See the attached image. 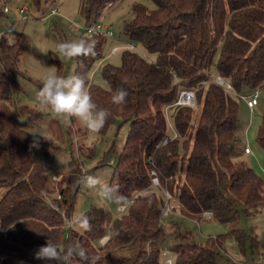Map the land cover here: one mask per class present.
I'll return each mask as SVG.
<instances>
[{
    "label": "trees",
    "instance_id": "1",
    "mask_svg": "<svg viewBox=\"0 0 264 264\" xmlns=\"http://www.w3.org/2000/svg\"><path fill=\"white\" fill-rule=\"evenodd\" d=\"M122 1L83 0L81 11L90 23ZM151 1L155 8L133 5L123 34L156 58L120 48L115 54L124 51L122 64L102 67L108 88L91 82L107 36L83 37L95 40V55L83 56L74 75L85 78L98 108L110 112L100 132L117 117L130 119L131 125L109 180L116 196L123 197L117 203L130 205L110 225L107 209L92 205L79 217L90 225L81 232L66 222L74 221L82 166L71 163L72 171L60 173L57 181L34 159L33 134L18 122V114H43L20 100L26 90L20 62L27 38L0 35V264H45L35 254L47 242L61 254L69 245L82 247L95 264H164V242L176 231H167L162 213L166 188L182 215L199 224L205 218L229 226L204 242L186 232L184 241L171 246L175 264H222L219 259L225 253L230 257L226 264H238L228 251L231 239L245 255L248 247L254 254L261 246L255 227L247 230L241 221L264 209V175L238 153L240 99L212 81V69L216 66L238 90L262 87L264 92V0ZM35 3L39 6L41 0ZM6 15L0 4V19ZM182 87L195 89L197 106L171 107L178 132L173 137L165 107ZM119 89L128 95L124 104L116 105L112 96ZM257 141L264 152V110ZM53 147L60 145L53 142ZM152 169L158 173V185ZM207 210L213 218L203 215ZM126 247L134 251L119 253Z\"/></svg>",
    "mask_w": 264,
    "mask_h": 264
},
{
    "label": "rangeland",
    "instance_id": "2",
    "mask_svg": "<svg viewBox=\"0 0 264 264\" xmlns=\"http://www.w3.org/2000/svg\"><path fill=\"white\" fill-rule=\"evenodd\" d=\"M82 1L41 0L40 5L37 6L35 0H0V4L8 7L7 15L0 19V33H6L7 29H11L10 40H16L22 36L27 38V45L20 62V68L23 71L20 81L26 90L21 95L22 99L20 100L24 104L43 110V114L38 117L18 114V122L21 126L31 130L33 140L34 138L39 140L38 148L31 147L34 159L43 165L46 174L52 178L61 176L60 173L62 172L72 171L73 165L71 166V163H77L83 169L81 179L85 174L91 175L99 177L109 185L117 159L124 147L131 120L117 117L106 131L91 133L79 121L75 119L65 121L57 116L50 108L41 105L37 97L42 86L41 78L45 73L54 71L61 76H72L83 58V56L67 58L59 48V45L64 42L79 41L84 36L90 37L83 29L88 25V22L81 11ZM136 2L155 8V4L151 0H123L119 4L107 8L97 20L103 27L108 26L110 30H113L116 38L119 36L122 38L119 40L107 36L104 57L99 59L91 70L92 83L108 88L109 84L102 73L103 65L109 63L122 64L124 51L113 55L111 53L114 47L125 45L123 42H131L123 34L124 20L131 15L132 7ZM22 8H25V12L21 11ZM55 8L59 10V13L51 14ZM135 44L137 47L133 51L150 60L156 58L140 43ZM216 73L218 72L216 66H214L212 75ZM263 110L264 92L261 94L260 104L255 107L254 115L247 103L244 100L240 101V120L238 123L240 141L237 144L238 150L243 148L246 136L245 126L241 122L249 123L250 117L253 115L251 124L255 121V125L249 130L248 139L255 151L258 147L263 151L257 141V131ZM44 139H48L49 145L44 143ZM53 142H57L60 147L54 148ZM244 159L249 163L253 162L252 157L249 155H244ZM72 160H75V162H72ZM260 165L264 166V152L263 157L260 158ZM54 180L57 179L54 178ZM92 205L103 206L107 209L110 213L108 225L112 223L114 216L120 213L119 203L116 199L105 198L99 195L96 189H89L81 184L76 198L74 220L84 214ZM178 215H182V212L164 218L167 231L176 230L168 235L164 247L171 249L172 245L184 241L186 232H191L194 240L204 242L210 234L217 235L229 230L228 225L221 224L214 219L200 218L201 224H199L194 218ZM241 223L247 230L251 229V226L255 227L261 246L254 252L255 254L248 247V253L245 255L241 254L239 245L234 239H231L228 251L239 260L264 264V209H259L250 217H244ZM66 225L68 228L71 227L69 222H66ZM74 229L77 230L75 226ZM82 229L77 230V232H81ZM133 251L134 249L126 247L119 253L129 254ZM228 258L230 259L225 253L224 256L220 257L219 262L226 264Z\"/></svg>",
    "mask_w": 264,
    "mask_h": 264
},
{
    "label": "clouds",
    "instance_id": "3",
    "mask_svg": "<svg viewBox=\"0 0 264 264\" xmlns=\"http://www.w3.org/2000/svg\"><path fill=\"white\" fill-rule=\"evenodd\" d=\"M95 40L81 39L64 42L59 45L61 53L67 58L95 55ZM41 89L37 94L41 105L50 108L53 113L65 121L75 119L91 133H99L105 126L110 112L98 108L92 99L91 91L85 78L77 75L61 76L54 71H48L41 78ZM128 93L124 89L117 90L112 96V102L121 105L126 102ZM30 147L38 148L39 140H33ZM89 189H96L98 194L108 199L123 200L116 196V190L104 183L99 177L84 175L80 181ZM77 230L90 227L86 218H75L70 222ZM35 258L45 264H95L82 247L69 245L61 254L58 249L47 242L35 254Z\"/></svg>",
    "mask_w": 264,
    "mask_h": 264
},
{
    "label": "built area",
    "instance_id": "4",
    "mask_svg": "<svg viewBox=\"0 0 264 264\" xmlns=\"http://www.w3.org/2000/svg\"><path fill=\"white\" fill-rule=\"evenodd\" d=\"M6 11H8V7L5 8ZM22 12H25V8L21 9ZM59 10L58 9H53L51 14H58ZM83 29L88 33V34H104L108 37H115V32L113 30H110L108 26L103 27L101 24L98 23V21H91L90 23H88V25L86 27H83ZM125 45L123 46H116L114 47V49L112 50V54H115L120 48H130V49H136V44L133 42L130 43H125L123 42ZM176 76V81L180 82V78L177 76V74L175 73ZM212 81L221 85L222 87H224V89L226 91H228L229 93L237 96L240 101L244 100L247 105L250 107L251 111L253 113H255V107L256 105H258V103L260 102V97L261 94L263 92V88L262 87H255V88H251V92H243L242 90H238L235 85L232 83V81L227 78L226 76L216 73L215 75L212 76ZM178 104H188L191 106L196 107L197 106V100H196V92L195 89L193 88H189V87H182L180 89V92L178 94V97L176 98V100L173 103L167 104L165 107V114L167 116L168 119V124L173 132V137L178 135V132L172 122L171 119V107L174 105H178ZM171 137H168L164 140V143L168 141V139H170ZM244 152L246 154L249 153H253V149L252 146L250 144H247L244 148ZM152 175H153V183L154 184H160V179L158 176V173L155 169H152ZM55 179L59 180L60 176H54ZM164 193L166 195L165 198V204L163 206V217H168L171 216L177 212H181V208L179 204H176L173 202V198L174 195L173 193L168 189H164ZM130 202H123L119 204V211L120 212H125L127 210V208L129 207ZM64 214V212H63ZM203 215L206 218H213V212L210 210L204 211ZM67 221L73 222L72 219H67ZM68 232V231H67ZM109 235L105 236V239H108ZM163 255L165 257V261L164 264H175L174 263V256L172 254V251L170 248L164 247L163 248ZM238 264H255L253 262H248V261H240L238 260Z\"/></svg>",
    "mask_w": 264,
    "mask_h": 264
},
{
    "label": "crops",
    "instance_id": "5",
    "mask_svg": "<svg viewBox=\"0 0 264 264\" xmlns=\"http://www.w3.org/2000/svg\"><path fill=\"white\" fill-rule=\"evenodd\" d=\"M5 8H7V7H5ZM2 34H6V35H10L12 32H11V29H7L6 30V33L5 32H1ZM0 33V34H1ZM244 91H246V92H251V88H245V89H243ZM258 104H260V102L258 103ZM253 115H254V113H253ZM253 115H251V117H250V122L249 123H245V122H241L242 123V125L243 126H245V133H246V136H245V140H244V145H243V148L242 149H240L239 150V154H241V155H249L250 157H252V159H253V165H254V167L256 168V170L260 173V170H261V174L263 173L264 174V166H262V165H260V158L261 157H263V151L258 147V148H256V151H255V149L252 147V149H253V153H249V154H246L245 152H244V148H245V146L247 145V144H250L251 145V143L249 142V139H248V133H249V130L255 125V121L251 124V122L253 121L252 120V117H253ZM252 146V145H251ZM258 153V155H257V153ZM258 163H259V165H260V170H259V165H258ZM178 216H185V215H178ZM177 216V217H178ZM255 254V253H254Z\"/></svg>",
    "mask_w": 264,
    "mask_h": 264
}]
</instances>
